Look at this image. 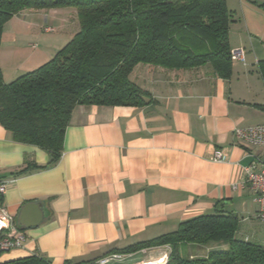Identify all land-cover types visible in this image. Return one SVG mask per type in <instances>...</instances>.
Wrapping results in <instances>:
<instances>
[{"label":"crops","instance_id":"crops-1","mask_svg":"<svg viewBox=\"0 0 264 264\" xmlns=\"http://www.w3.org/2000/svg\"><path fill=\"white\" fill-rule=\"evenodd\" d=\"M226 2L232 14L231 51L244 52V60L232 59L230 78L216 75L210 63L187 70L139 63L130 79L145 91V104L77 105L62 155L47 168L38 167L49 163L47 150L14 140L0 125V179L7 181L0 205L27 235L23 247L0 254V263L38 255L52 264H97L119 249L213 213L218 203L239 218L242 239L264 243L255 192L242 186L244 167L263 161L264 150L233 133L235 127L264 124L259 69L264 0ZM47 11L16 15L33 38L25 49L14 47L10 81L47 62L78 31L74 8ZM43 17L49 25L58 22L60 31L32 33ZM217 149L225 151L223 161L212 159ZM226 246L214 243L189 257H206L208 249ZM170 250L169 245L147 247L125 253L117 264H154Z\"/></svg>","mask_w":264,"mask_h":264},{"label":"trees","instance_id":"trees-1","mask_svg":"<svg viewBox=\"0 0 264 264\" xmlns=\"http://www.w3.org/2000/svg\"><path fill=\"white\" fill-rule=\"evenodd\" d=\"M66 7L76 10L79 29L51 59L9 82L0 65V125L14 140L49 152V163L39 168L59 161L77 105L145 104V91L130 79L139 63L170 70L210 63L216 75L231 76L232 14L226 0H0V45L5 23L21 11ZM259 69L264 79V60L259 61ZM221 208L218 203L213 213L115 252L170 245L165 264H264V243L236 237L239 218ZM214 243L227 246L208 249L206 257L182 256L181 244L202 249ZM0 264L52 262L32 255ZM64 264L93 263L67 260Z\"/></svg>","mask_w":264,"mask_h":264},{"label":"built area","instance_id":"built-area-1","mask_svg":"<svg viewBox=\"0 0 264 264\" xmlns=\"http://www.w3.org/2000/svg\"><path fill=\"white\" fill-rule=\"evenodd\" d=\"M46 31H54L53 28H45ZM232 59L244 60L242 50L232 51ZM234 136L238 140L245 141L249 144L257 145L264 150V124H258L246 127H235ZM226 153L223 149H217L212 159L214 161H223ZM245 179L244 185H249L255 192L256 201L259 203L258 218L264 221V160L254 161L244 167ZM237 188V185H234ZM7 190V181L0 179V196ZM27 239L26 232L15 224L13 215L6 207L0 205V251L7 252L15 248L23 247ZM125 253H110L97 261V264H117L125 259ZM168 254L160 257L157 264H165L168 261Z\"/></svg>","mask_w":264,"mask_h":264},{"label":"rangeland","instance_id":"rangeland-1","mask_svg":"<svg viewBox=\"0 0 264 264\" xmlns=\"http://www.w3.org/2000/svg\"><path fill=\"white\" fill-rule=\"evenodd\" d=\"M46 13H51V11H47ZM41 15V14H39ZM16 16V15H15ZM49 17V16H47ZM44 18V17H43ZM21 15H18L16 17H12L10 20H8L3 28V33H2V39H1V45H0V49L1 50V60H2V64H3V68L2 70H4L5 72V81L9 82V73L12 71L11 69H13L14 65V60H13V52H14V47H20V49H25V46L29 45L31 39L29 38H33V36H30V30H28V28H25L23 26V24H21ZM20 20V22H19ZM50 20L48 18H44V20H40L38 22V24H35L32 28V33L38 34V33H43L44 28H46L45 26H52L50 28H53L55 30H58V32L60 31V24H58V22H55V24L49 25ZM49 28V27H47ZM47 35V34H46ZM51 35H55V32H53ZM37 38V37H35ZM37 40V39H35ZM24 47V48H23ZM11 70V71H10ZM27 70H23L20 71V73H18L19 75L22 74L23 72H25ZM18 76V75H16ZM236 237L238 238H242L241 232H237ZM170 246V245H169ZM182 249H181V253L183 254V257H189L190 253H194V254H199L200 252H198V250H200V246H192V245H183L181 244ZM171 251V250H170ZM170 254V252L168 253V255ZM142 255V254H140ZM139 258H142V256H139Z\"/></svg>","mask_w":264,"mask_h":264},{"label":"bare ground","instance_id":"bare-ground-1","mask_svg":"<svg viewBox=\"0 0 264 264\" xmlns=\"http://www.w3.org/2000/svg\"><path fill=\"white\" fill-rule=\"evenodd\" d=\"M153 263H154V262H153ZM154 264H157V261H156Z\"/></svg>","mask_w":264,"mask_h":264},{"label":"water","instance_id":"water-1","mask_svg":"<svg viewBox=\"0 0 264 264\" xmlns=\"http://www.w3.org/2000/svg\"><path fill=\"white\" fill-rule=\"evenodd\" d=\"M145 99V97H143Z\"/></svg>","mask_w":264,"mask_h":264}]
</instances>
